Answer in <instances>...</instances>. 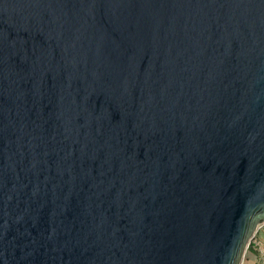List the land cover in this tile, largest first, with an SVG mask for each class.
<instances>
[{
	"label": "water",
	"instance_id": "95a60500",
	"mask_svg": "<svg viewBox=\"0 0 264 264\" xmlns=\"http://www.w3.org/2000/svg\"><path fill=\"white\" fill-rule=\"evenodd\" d=\"M264 223V0H0V264H241Z\"/></svg>",
	"mask_w": 264,
	"mask_h": 264
},
{
	"label": "crops",
	"instance_id": "0c3cea01",
	"mask_svg": "<svg viewBox=\"0 0 264 264\" xmlns=\"http://www.w3.org/2000/svg\"><path fill=\"white\" fill-rule=\"evenodd\" d=\"M264 251V230H260L259 237L257 238L256 245L249 249L245 253V256L241 264H259L262 258L261 252Z\"/></svg>",
	"mask_w": 264,
	"mask_h": 264
},
{
	"label": "rangeland",
	"instance_id": "374dc122",
	"mask_svg": "<svg viewBox=\"0 0 264 264\" xmlns=\"http://www.w3.org/2000/svg\"><path fill=\"white\" fill-rule=\"evenodd\" d=\"M260 230H264V223H262L258 229H257V232L255 233L253 239L251 240L250 244H249V249L254 247L256 245V242H257V238L259 237V232ZM261 254L263 255L262 258L260 259V262L259 264H264V251L261 252Z\"/></svg>",
	"mask_w": 264,
	"mask_h": 264
}]
</instances>
